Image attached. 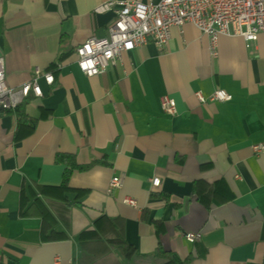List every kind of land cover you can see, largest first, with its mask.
Returning a JSON list of instances; mask_svg holds the SVG:
<instances>
[{
    "label": "crops",
    "instance_id": "obj_1",
    "mask_svg": "<svg viewBox=\"0 0 264 264\" xmlns=\"http://www.w3.org/2000/svg\"><path fill=\"white\" fill-rule=\"evenodd\" d=\"M106 1L135 0H0L7 87L35 69L54 78L21 103L32 128L17 134L16 114L0 112V264H153L159 252L264 264V153L251 150L264 145V39L220 36L214 57L185 24L88 78L75 49L107 36L113 13L93 11ZM217 89L230 101L209 100ZM60 155L76 166L64 188Z\"/></svg>",
    "mask_w": 264,
    "mask_h": 264
},
{
    "label": "built area",
    "instance_id": "obj_2",
    "mask_svg": "<svg viewBox=\"0 0 264 264\" xmlns=\"http://www.w3.org/2000/svg\"><path fill=\"white\" fill-rule=\"evenodd\" d=\"M93 11L96 14L113 13L115 19L105 38L91 37L75 49L76 65L88 78L105 71L122 54L148 42L163 49L170 40L171 29L181 28L185 24L193 25L208 37L214 57L220 36H240L246 47L260 37L264 39V0L106 1L98 4ZM41 76L47 84L53 83L51 73L42 74L35 69L29 83L19 89H10L5 83L3 59L0 58V109L14 111L30 92L40 97L42 93L36 80ZM195 96L201 103L206 101L200 92ZM230 99V95L221 89L209 97V100L218 102H228ZM160 108L168 116L176 115V103L167 96L160 98ZM251 150L253 154L260 155L264 153V145L254 144ZM159 182L158 178L152 179V186L158 187ZM120 185V178H112L109 192ZM124 203L135 206L133 199L127 198ZM200 236L199 233H186L184 239L194 243Z\"/></svg>",
    "mask_w": 264,
    "mask_h": 264
},
{
    "label": "trees",
    "instance_id": "obj_3",
    "mask_svg": "<svg viewBox=\"0 0 264 264\" xmlns=\"http://www.w3.org/2000/svg\"><path fill=\"white\" fill-rule=\"evenodd\" d=\"M0 112H13L16 114V118H17V126H18V132L19 133V129L22 126H25L26 124L31 126V128L33 127L34 122L32 121H28L25 116L23 115L22 112V106L21 104L18 105L14 111H10V110H0ZM58 162L64 161L66 163V165L68 167H66L65 171H64V175H63V180H62V185L61 188H64L67 182V179L72 171V168H75V164L74 161L71 157L69 156H58L57 158ZM158 262L153 263V264H187L188 263V259L181 261L180 259L177 258L176 255L172 254V253H163V252H159L158 257H157Z\"/></svg>",
    "mask_w": 264,
    "mask_h": 264
}]
</instances>
